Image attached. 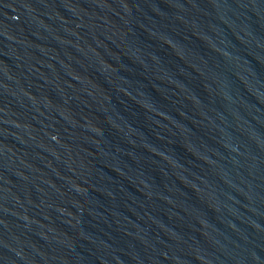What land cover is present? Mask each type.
<instances>
[{
    "label": "water",
    "instance_id": "obj_1",
    "mask_svg": "<svg viewBox=\"0 0 264 264\" xmlns=\"http://www.w3.org/2000/svg\"><path fill=\"white\" fill-rule=\"evenodd\" d=\"M0 264H264V0H0Z\"/></svg>",
    "mask_w": 264,
    "mask_h": 264
}]
</instances>
